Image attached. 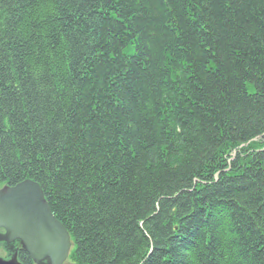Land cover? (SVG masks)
I'll return each instance as SVG.
<instances>
[{
  "label": "trees",
  "instance_id": "1",
  "mask_svg": "<svg viewBox=\"0 0 264 264\" xmlns=\"http://www.w3.org/2000/svg\"><path fill=\"white\" fill-rule=\"evenodd\" d=\"M28 179L75 264H264V0H0V186Z\"/></svg>",
  "mask_w": 264,
  "mask_h": 264
},
{
  "label": "water",
  "instance_id": "2",
  "mask_svg": "<svg viewBox=\"0 0 264 264\" xmlns=\"http://www.w3.org/2000/svg\"><path fill=\"white\" fill-rule=\"evenodd\" d=\"M0 242L19 240L35 259L41 263L63 264L70 249V234L53 214L40 185L24 180L15 186L0 190ZM0 264H23L17 254Z\"/></svg>",
  "mask_w": 264,
  "mask_h": 264
},
{
  "label": "rangeland",
  "instance_id": "3",
  "mask_svg": "<svg viewBox=\"0 0 264 264\" xmlns=\"http://www.w3.org/2000/svg\"><path fill=\"white\" fill-rule=\"evenodd\" d=\"M249 89H250V91H252L251 86H249ZM74 248H75V244H74V242H72L71 247L69 249V253L73 252ZM6 254H7V251L4 249L2 244H0V256L6 258L7 257ZM64 264H75V263L68 257L66 259V261L64 262Z\"/></svg>",
  "mask_w": 264,
  "mask_h": 264
},
{
  "label": "flooded vegetation",
  "instance_id": "4",
  "mask_svg": "<svg viewBox=\"0 0 264 264\" xmlns=\"http://www.w3.org/2000/svg\"><path fill=\"white\" fill-rule=\"evenodd\" d=\"M41 264H47V262H41Z\"/></svg>",
  "mask_w": 264,
  "mask_h": 264
}]
</instances>
